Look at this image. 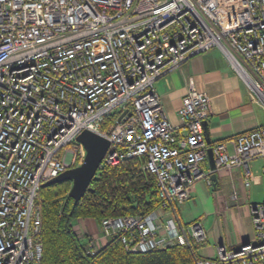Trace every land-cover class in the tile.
Returning <instances> with one entry per match:
<instances>
[{
    "label": "built area",
    "instance_id": "obj_1",
    "mask_svg": "<svg viewBox=\"0 0 264 264\" xmlns=\"http://www.w3.org/2000/svg\"><path fill=\"white\" fill-rule=\"evenodd\" d=\"M211 48L264 106V0H0V264L40 263L38 190L81 163L84 129L108 139L103 163L138 158L157 182L160 206L101 219L104 235L130 252L206 241L202 223L181 224L175 205L196 181L211 183L200 168L209 97L188 76L175 127L154 84ZM229 142L231 152L212 144L215 170L243 168L249 185L259 158L264 176V124ZM250 212L252 240L220 244L196 264H264V199Z\"/></svg>",
    "mask_w": 264,
    "mask_h": 264
},
{
    "label": "crops",
    "instance_id": "obj_2",
    "mask_svg": "<svg viewBox=\"0 0 264 264\" xmlns=\"http://www.w3.org/2000/svg\"><path fill=\"white\" fill-rule=\"evenodd\" d=\"M188 76L209 97L210 107L205 121L211 144L221 141L231 152L229 141L235 134L264 124V106L223 53L218 48H211L164 73L154 84L162 109L173 126L179 124L177 110L186 91ZM262 165L259 158L251 162L253 177L249 185L244 184L243 168L218 169L215 187L212 181L207 184L198 180L189 186L188 197L175 205L181 224L200 221L204 227L206 241L198 248L199 255L212 258L220 244L234 248L253 239L250 205L264 197ZM200 168L210 171L207 158L201 161ZM77 223L82 233L101 241L102 229L95 219L85 217L78 219Z\"/></svg>",
    "mask_w": 264,
    "mask_h": 264
},
{
    "label": "trees",
    "instance_id": "obj_3",
    "mask_svg": "<svg viewBox=\"0 0 264 264\" xmlns=\"http://www.w3.org/2000/svg\"><path fill=\"white\" fill-rule=\"evenodd\" d=\"M140 165L138 158L124 159L114 166L102 163L90 189L76 203L67 196L71 185L68 179L40 187V264H196V259L202 257L196 245L173 244L129 252L119 236H113L105 238L104 245L91 252L89 239L85 235L78 237V219L145 216L160 206L156 177Z\"/></svg>",
    "mask_w": 264,
    "mask_h": 264
},
{
    "label": "water",
    "instance_id": "obj_4",
    "mask_svg": "<svg viewBox=\"0 0 264 264\" xmlns=\"http://www.w3.org/2000/svg\"><path fill=\"white\" fill-rule=\"evenodd\" d=\"M203 140L206 144V158L209 164L210 174L209 178L212 181V185L215 187L217 177L215 170V161L212 152V144L209 139L207 131V122L203 123ZM76 141L81 143L85 149V155L80 165L72 168H68L55 177L48 179L41 184V187L52 184L58 180L68 179L71 182L70 189L67 196L73 199V203H76L84 193L89 190V185L94 177L97 169L101 165L104 155L108 149L109 141L106 137L88 130H82L77 136ZM246 243V242H244Z\"/></svg>",
    "mask_w": 264,
    "mask_h": 264
},
{
    "label": "bare ground",
    "instance_id": "obj_5",
    "mask_svg": "<svg viewBox=\"0 0 264 264\" xmlns=\"http://www.w3.org/2000/svg\"><path fill=\"white\" fill-rule=\"evenodd\" d=\"M83 161V160H82ZM82 161H81V163H82ZM80 163V164H81ZM103 163V162H102ZM101 163V164H102ZM80 164H78V165H80ZM78 165H75V166H69V167H67L66 169H68V168H72V167H76V166H78ZM65 169V170H66ZM64 170V171H65ZM62 173V172H61ZM57 176V175H56ZM55 177V176H54ZM52 178V177H51ZM47 181V180H46ZM45 182V181H44ZM43 183V182H42ZM41 183V184H42ZM70 184H71V182H70ZM71 186V185H70ZM40 187H41V185H40ZM100 222V225H101V220L99 221ZM102 226V225H101ZM78 229V228H77ZM102 229V228H101ZM102 233H103V235H102V238H111V237H113V236H118V235H104V232H103V229H102ZM86 236L88 239H89V241H88V244H89V242L92 240V239H95V238H93V236H91V235H89V234H84V233H82L79 229H78V237H83V236ZM101 242V241H100ZM130 252V251H129ZM41 256H42V252H41ZM41 260V259H40ZM40 264V263H39Z\"/></svg>",
    "mask_w": 264,
    "mask_h": 264
},
{
    "label": "rangeland",
    "instance_id": "obj_6",
    "mask_svg": "<svg viewBox=\"0 0 264 264\" xmlns=\"http://www.w3.org/2000/svg\"><path fill=\"white\" fill-rule=\"evenodd\" d=\"M62 151H59V153H61ZM258 198H259V196H258ZM263 199H264V197H262V200L260 199V201H257V203L258 202H262L263 201ZM99 224H100V222L99 221H97ZM101 226V225H100ZM78 227V229H79V226H77ZM101 228H102V226H101ZM105 239V238H104ZM103 240V238L101 237V241ZM105 241V240H104Z\"/></svg>",
    "mask_w": 264,
    "mask_h": 264
}]
</instances>
